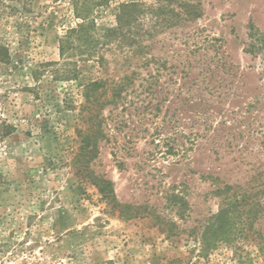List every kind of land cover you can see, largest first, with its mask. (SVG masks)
Masks as SVG:
<instances>
[{
	"label": "rangeland",
	"instance_id": "obj_1",
	"mask_svg": "<svg viewBox=\"0 0 264 264\" xmlns=\"http://www.w3.org/2000/svg\"><path fill=\"white\" fill-rule=\"evenodd\" d=\"M121 1L98 13L100 31L115 26ZM199 1L201 19L152 29L147 57L113 44L105 68L71 59V82L41 67L64 61L59 39L76 24L68 2L27 0L21 29L0 12L10 52L0 63V264H264L251 236L205 257L198 240L220 209L215 190L242 187L264 203V55L246 52L250 25L264 32V0ZM125 76L128 100L105 112L107 139L91 168L114 183L121 204L152 213L134 219L71 167L83 85ZM146 79L153 96L136 97ZM3 125L14 130L3 136Z\"/></svg>",
	"mask_w": 264,
	"mask_h": 264
},
{
	"label": "trees",
	"instance_id": "obj_2",
	"mask_svg": "<svg viewBox=\"0 0 264 264\" xmlns=\"http://www.w3.org/2000/svg\"><path fill=\"white\" fill-rule=\"evenodd\" d=\"M10 1L14 5H21L20 9L14 6L8 7L3 0H0V12L6 13L9 10L8 17L14 18L17 29H21L22 25L27 24L25 21L27 0ZM65 1L70 5L76 24L69 27L65 35L59 39L60 57L64 61L45 63L41 67L46 69L55 66L52 74L56 80L66 82L75 81L79 76L77 62L71 63L70 61L73 58L83 62L95 61L100 68H105L108 62L105 59L104 50L113 44L124 46L125 42L131 49L137 46L138 51L136 52L147 57L151 48L143 43L153 38L152 29L158 27L162 30L173 29L182 23H191L201 19L204 14L202 3L199 0H123L116 7L115 26L100 31L96 16L101 10L110 7L113 0ZM248 39L249 45L246 52L255 57L260 54L264 55V32L250 25ZM9 59V50L0 42V63H5ZM150 62L146 58L147 66ZM72 65L73 68H70ZM194 68H187L188 76ZM151 80H144L148 86L140 93L136 91V97L143 93L153 96ZM132 84V76H125L118 82L97 79L83 85L81 91L83 103L79 107L82 127L77 129L79 147L71 161L75 175L81 181L90 183L98 191L106 206L119 212L120 216L126 219L149 216L152 213L145 207L121 204L118 201L114 183L97 176L91 166L100 154V144L107 139L106 127L109 118L104 114L108 108H112L110 111L112 115L119 105L126 104L129 96L128 90ZM145 103L143 102L142 105ZM151 104L149 102L146 105L149 108ZM2 127L4 128L3 136H7L10 131L14 130L13 127L5 125ZM258 193L250 194L242 187L229 185L214 191L213 194L221 200L220 209L209 220L198 239L201 257L208 256L222 245L233 247L239 239L249 236L256 243L259 252L264 253V235L256 230V225L263 217L264 211V203L257 199ZM179 203L175 200L172 204L175 206ZM244 232L248 233L247 236L243 234Z\"/></svg>",
	"mask_w": 264,
	"mask_h": 264
}]
</instances>
